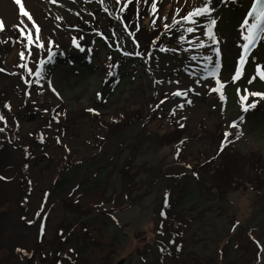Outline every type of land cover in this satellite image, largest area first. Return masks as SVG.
<instances>
[{
    "label": "rangeland",
    "instance_id": "obj_1",
    "mask_svg": "<svg viewBox=\"0 0 264 264\" xmlns=\"http://www.w3.org/2000/svg\"><path fill=\"white\" fill-rule=\"evenodd\" d=\"M29 1L1 20L0 264H264V40L234 79L255 0H212L218 45L182 19L205 0L146 27L143 0Z\"/></svg>",
    "mask_w": 264,
    "mask_h": 264
},
{
    "label": "snow or ice",
    "instance_id": "obj_2",
    "mask_svg": "<svg viewBox=\"0 0 264 264\" xmlns=\"http://www.w3.org/2000/svg\"><path fill=\"white\" fill-rule=\"evenodd\" d=\"M17 3L20 2V0H16ZM53 2H55V0H53ZM117 2H119V0H117ZM129 2H131V0H129ZM145 2H147V0H145ZM152 9H153V15L156 14V3L154 2L152 4ZM123 11V9H121ZM215 11L214 7H212V0H205L204 5L197 7L195 9H193L191 12H189L185 17H183V22H187L193 25H197L199 23V19L198 18H206L208 19L209 23L205 26V32L204 34L207 35L208 39L210 41H212L215 44H219V40L216 37V34L214 32V28L216 25V19L213 16V12ZM20 12L23 13L24 16H27L28 19L31 21L32 17L31 15L24 10V6L23 4H20ZM177 15H179V12H177ZM248 18L244 20V28L242 29V31L244 32L243 35V39L246 41V43L242 46L243 47V55L241 56L240 59V71H238L236 73V76L234 77V79H239L242 71H243V66L247 63V57L251 55V52L253 51V49H255V47L257 46V44L261 41L264 40V0H255V3L252 5L251 10L248 12L247 14ZM166 19V18H165ZM249 20H251L252 22L249 23ZM176 24H181L182 21L181 20H176L175 21ZM34 27H35V31H36V39L37 41H39V27L35 25V21H32ZM166 29L169 28V25L165 26ZM0 30H3V24L2 22H0ZM23 32V30H21ZM186 31L188 33H193L196 31V29L194 27H189L186 29ZM31 37V30L28 31L27 33V37L28 38V45H31L33 43V41L30 39ZM37 46H40L39 44ZM203 46V42H201V45ZM30 51V49H29ZM216 51V55L219 56V49L218 47L215 49ZM21 58L25 59V55L23 52L20 53ZM205 59H207L209 61V64L212 63V59L211 57H205ZM21 67H24L25 69H27V65H21ZM205 68L208 69V65H205ZM217 69H218V65L216 66V68L212 69L209 71V74L211 76H216L217 75ZM29 73L31 74V70L28 69ZM259 78L261 80H264V71H261L260 69H257ZM37 76H40V73H36ZM27 83V81H26ZM217 84L219 85L218 88H214V91H218L221 95V98L223 99V92L221 91L223 89V87L225 86L223 83H221L218 79H217ZM173 95L176 96H187V92H175L173 93ZM250 95L252 96H259L261 99H264V94L261 93H251ZM248 99V96H241V101L242 103L244 101H246ZM164 101H161V103H163ZM188 103L190 104L191 101L189 100ZM256 106V102H253L252 104H246L244 105L243 110L245 112H247L250 108H254ZM180 107H183V105H180ZM175 113L173 112V115ZM0 119H3V117H0ZM231 128H237L238 125L236 123H233L230 125ZM232 135L231 133L226 132L225 136L228 137ZM239 137L237 136V139ZM223 149L221 148V151Z\"/></svg>",
    "mask_w": 264,
    "mask_h": 264
},
{
    "label": "trees",
    "instance_id": "obj_3",
    "mask_svg": "<svg viewBox=\"0 0 264 264\" xmlns=\"http://www.w3.org/2000/svg\"><path fill=\"white\" fill-rule=\"evenodd\" d=\"M144 1L145 0H143V2ZM148 2H149V0H147V2H145L143 5L137 6L136 8L132 4L126 5L124 7L123 13H122V16H124L123 21L125 22V20H126L127 22L130 23V25H133L134 23L139 22V23H142L146 27L145 23L148 20L150 21L151 13H153V9L151 6H149ZM172 12L173 11L169 10L168 14L172 13ZM128 14H130L133 18H130L129 20H127L126 15H128ZM135 19H137V20L134 22ZM176 35L181 36V33H176L175 37H177ZM165 36H167V35H165ZM187 42L189 43V41H187ZM138 46L141 47L140 44H138ZM191 46H192V50H194V51L199 50V45L198 46L191 45ZM165 49L167 50L166 47H165ZM176 52L180 53L178 51H176Z\"/></svg>",
    "mask_w": 264,
    "mask_h": 264
},
{
    "label": "bare ground",
    "instance_id": "obj_4",
    "mask_svg": "<svg viewBox=\"0 0 264 264\" xmlns=\"http://www.w3.org/2000/svg\"><path fill=\"white\" fill-rule=\"evenodd\" d=\"M21 2H23V0H20L19 3H17L16 0H0V22H2L1 20L9 21L10 18L12 21V15L15 11H17V8ZM25 2L26 3L23 2L25 5V11L29 12L31 9L36 10L31 1L26 0Z\"/></svg>",
    "mask_w": 264,
    "mask_h": 264
}]
</instances>
